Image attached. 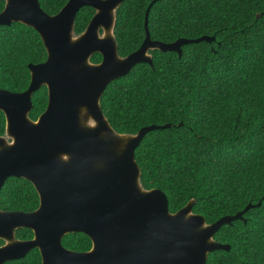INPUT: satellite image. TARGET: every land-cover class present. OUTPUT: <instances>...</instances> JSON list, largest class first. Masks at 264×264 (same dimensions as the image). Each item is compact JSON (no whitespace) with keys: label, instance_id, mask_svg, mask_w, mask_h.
I'll return each instance as SVG.
<instances>
[{"label":"trees","instance_id":"16d2710c","mask_svg":"<svg viewBox=\"0 0 264 264\" xmlns=\"http://www.w3.org/2000/svg\"><path fill=\"white\" fill-rule=\"evenodd\" d=\"M66 1L39 4L53 15ZM151 1L124 0L117 9L114 37L119 56L141 45ZM3 6L0 0V11ZM93 14L89 6L79 9L75 35ZM147 28L152 40L163 43L204 35L214 39L184 44L180 55L150 50L151 65L138 63L106 86L101 111L117 133L171 124L147 132L134 151L142 187L161 190L170 212L193 200L192 212L210 224L254 205L242 214L244 221L233 220L218 229L214 239L229 249L209 253L206 264H264V0H157L149 8ZM45 58L35 30L20 23L0 27L1 89L24 90L28 64ZM90 61L100 62L101 55L92 54ZM31 99L29 116L36 119L46 107L45 87ZM4 126L0 111V135ZM38 203L29 181L6 179L0 209L29 212ZM16 236L26 239L32 232L19 228ZM61 243L76 251L91 247L83 233L66 234ZM29 252L7 264H40L38 250Z\"/></svg>","mask_w":264,"mask_h":264},{"label":"water","instance_id":"95a60500","mask_svg":"<svg viewBox=\"0 0 264 264\" xmlns=\"http://www.w3.org/2000/svg\"><path fill=\"white\" fill-rule=\"evenodd\" d=\"M124 0H67L53 15L39 0H4L0 25L20 23L39 35L45 61L28 64L30 82L18 93L0 89V111L5 117L0 136V188L14 176L29 181L39 203L29 212L0 210V264L26 256L36 248L40 264H206L209 253L228 250L214 234L253 207L207 224L192 212L189 200L175 212L166 195L144 189L134 151L144 135L171 124L147 125L135 134L117 133L100 108L106 86L125 76L138 63L152 64L150 50L181 54L187 43L214 38H178L170 43L152 40L144 15L141 45L121 57L114 37L116 11ZM94 14L75 35L80 8ZM101 30V32H100ZM101 55L92 63V54ZM47 87L45 110L31 119V95ZM258 205V204H256ZM31 230L32 237L15 238V230ZM69 233H83L91 241L87 251L63 247Z\"/></svg>","mask_w":264,"mask_h":264},{"label":"flooded vegetation","instance_id":"af4514ba","mask_svg":"<svg viewBox=\"0 0 264 264\" xmlns=\"http://www.w3.org/2000/svg\"><path fill=\"white\" fill-rule=\"evenodd\" d=\"M11 24H12V23H11ZM9 25H10V24H9ZM1 26H8V25H0V27H1ZM100 32H101V30H100ZM40 40H41V39H40ZM43 47H44V46H43ZM44 49H45V48H44ZM45 51H46V50H45ZM46 56H47V54H46ZM45 59H46V58H45ZM45 59H44V61H45ZM42 62H43V61H42ZM39 63H41V62H39ZM39 63H30V64H39ZM92 63H93V62H92ZM98 63H99V62H98ZM29 82H30V73H29ZM28 85H29V83H28ZM28 85H27V87H28ZM42 86H44L45 89H46V97H47L46 105H47V101H48L47 87H46L45 85H41L40 87H42ZM27 87H26V88H27ZM40 87H38L36 90H38ZM26 88H25V89H26ZM0 89H1V88H0ZM25 89H24V90H25ZM3 90H6V89H3ZM24 90H22V91H24ZM36 90H35V91H36ZM8 91H10V90H8ZM22 91H20V92H22ZM35 91H34V92H35ZM11 92H13V91H11ZM34 92H33V93H34ZM14 93H18V92H14ZM33 93H32V95H33ZM32 95H31V97H32ZM31 102H32V99H31ZM31 110H32V109H31ZM44 110H45V109H44ZM44 110H43V111H44ZM43 111H42V112H43ZM42 112H41V113H42ZM41 113H40V114H41ZM40 114H39V115H40ZM3 115H4V114H3ZM39 115H38V116H39ZM38 116H37V117H38ZM4 118H5V117H4ZM33 120H35V119H33ZM4 130H5V126H4ZM3 135H4V133H3ZM0 136H2V135H0ZM10 177H11V176H10ZM13 177H14V176H13ZM8 178H9V177H8ZM6 179H7V178H6ZM5 181H6V180H5ZM4 183H5V182H4ZM4 183H3V185H4ZM3 185L1 186V188L3 187ZM1 188H0V191H1ZM0 210H3V209H0ZM3 211H14V210H3ZM18 229H19V228H18ZM18 229H16L15 232H14V233H15V238L18 239V240H25V239L18 238V237L16 236V231H17ZM31 237H32V236H31ZM31 237H29V238H31ZM29 238H26V239H29ZM61 241H62V240H61ZM4 243H5V242H4L3 240L0 239V246L4 245ZM63 247H64V246H63ZM67 249H68V248H67ZM31 250H32V249H31ZM31 250H30V251H31ZM75 251H76V250H75ZM29 253H30V252H29ZM29 253H27L26 256H27ZM26 256H25V257H26ZM23 258H24V257H23ZM21 260H22V258H20V259H14V260H11V261H6V262H4L3 264H7L8 262L17 263L18 261H21Z\"/></svg>","mask_w":264,"mask_h":264}]
</instances>
